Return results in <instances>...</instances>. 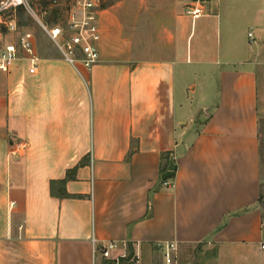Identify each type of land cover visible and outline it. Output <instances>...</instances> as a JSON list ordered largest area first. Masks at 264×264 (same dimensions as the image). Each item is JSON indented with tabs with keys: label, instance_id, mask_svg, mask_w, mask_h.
<instances>
[{
	"label": "crops",
	"instance_id": "0c3cea01",
	"mask_svg": "<svg viewBox=\"0 0 264 264\" xmlns=\"http://www.w3.org/2000/svg\"><path fill=\"white\" fill-rule=\"evenodd\" d=\"M189 1L105 3L90 70L36 40L0 73V264H264V0Z\"/></svg>",
	"mask_w": 264,
	"mask_h": 264
},
{
	"label": "built area",
	"instance_id": "2783aa9c",
	"mask_svg": "<svg viewBox=\"0 0 264 264\" xmlns=\"http://www.w3.org/2000/svg\"><path fill=\"white\" fill-rule=\"evenodd\" d=\"M37 1L0 0V73L7 74L18 61H25L28 64L30 75L36 72L39 61L36 37L20 24V12H24L37 24L61 58L76 72L78 65L90 70L99 62L98 18L105 9L106 0H40L46 1L50 9L61 13L63 21L61 24H48L44 20L45 12L34 9V3ZM212 1L215 0H190L184 8V15L192 21L198 20L205 15V7ZM248 37L252 38V35L248 34ZM163 185H167V182L164 181ZM260 249L264 250V246ZM175 252L174 244H167L164 247L163 258L166 264H178L174 257ZM96 254H99L106 264H140L137 254L129 253L126 246L116 242H109L97 250L92 240L93 259Z\"/></svg>",
	"mask_w": 264,
	"mask_h": 264
},
{
	"label": "rangeland",
	"instance_id": "374dc122",
	"mask_svg": "<svg viewBox=\"0 0 264 264\" xmlns=\"http://www.w3.org/2000/svg\"><path fill=\"white\" fill-rule=\"evenodd\" d=\"M116 1L118 0H106V3L114 4ZM34 9L37 11L41 10L45 12L44 20L47 21L48 24L63 23L61 19V13L58 10L50 9L46 1L38 0L36 3H34ZM19 22L23 27L34 34L38 42V49L40 53L45 52V50L51 49L53 47L47 40V38L42 34L37 24L33 20H31L24 12L19 13ZM258 139L260 148V175L261 177H264V119L261 120L259 124ZM262 200L264 202V195H262Z\"/></svg>",
	"mask_w": 264,
	"mask_h": 264
},
{
	"label": "water",
	"instance_id": "95a60500",
	"mask_svg": "<svg viewBox=\"0 0 264 264\" xmlns=\"http://www.w3.org/2000/svg\"><path fill=\"white\" fill-rule=\"evenodd\" d=\"M175 173V165H174V162H173V159H170L169 162H168V166L166 168V171L161 175V181H166V180H169L173 177Z\"/></svg>",
	"mask_w": 264,
	"mask_h": 264
},
{
	"label": "trees",
	"instance_id": "16d2710c",
	"mask_svg": "<svg viewBox=\"0 0 264 264\" xmlns=\"http://www.w3.org/2000/svg\"><path fill=\"white\" fill-rule=\"evenodd\" d=\"M262 199V198H261Z\"/></svg>",
	"mask_w": 264,
	"mask_h": 264
}]
</instances>
